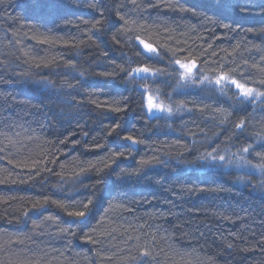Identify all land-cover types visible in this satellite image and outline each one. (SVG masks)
<instances>
[{
    "label": "trees",
    "instance_id": "1",
    "mask_svg": "<svg viewBox=\"0 0 264 264\" xmlns=\"http://www.w3.org/2000/svg\"><path fill=\"white\" fill-rule=\"evenodd\" d=\"M216 2L0 0V264H264V177L239 159L264 155V103L165 74L148 91L192 111L153 116L125 74L168 73L183 47L206 74L223 63L264 78V0L223 15ZM209 144L232 163L198 159ZM89 200L84 220L67 214Z\"/></svg>",
    "mask_w": 264,
    "mask_h": 264
},
{
    "label": "snow or ice",
    "instance_id": "2",
    "mask_svg": "<svg viewBox=\"0 0 264 264\" xmlns=\"http://www.w3.org/2000/svg\"><path fill=\"white\" fill-rule=\"evenodd\" d=\"M230 0H217L214 7L216 9V14L223 15L226 9L229 7ZM225 28H230L229 25H223ZM140 45H142V53L146 59H152L153 57L160 56V47L154 46L151 43H145L143 40H140L139 37L136 38ZM211 47V45H209ZM206 53L207 50H202ZM215 55V53H212ZM199 61V62H198ZM201 63H208L207 60H202L201 57L197 56L192 50H186L183 47H178L175 52H173L172 57H170V66L171 71L165 73L162 69H154L147 64H141L134 68H131L126 71V75L129 77V81L141 89L146 94L147 104L146 109L150 114L156 112L164 113L168 117L173 116L176 112L181 110L191 112L192 109L186 108L185 104L181 103L175 107L170 103L165 105L161 102H157L154 99L151 92L148 91L149 84L148 82L154 77L167 74L170 78L175 80L176 88H185L193 85H201L205 87H210L211 89L218 91L221 96H226L229 92L235 97V100L239 104H254L256 101H261L264 103V78L259 80H249L246 78V75L243 72H239L234 67H229L227 64L218 63L215 67L209 68L210 74H206L201 67ZM139 77V81L137 78ZM158 91V90H157ZM119 111V109H116ZM221 112L224 110L221 109ZM223 119H227L225 115ZM223 122V121H222ZM245 121H240L235 124L237 130H243L245 127ZM119 127V125H117ZM123 139L131 142L132 144H137L140 141L134 138L131 135L123 137ZM252 145L239 149L241 153H249ZM209 150H206L205 153L201 154L198 159L206 161L209 164H219L224 166L225 163H232V157L236 153L228 154L227 152H222L219 147L215 144H209ZM117 155H122L117 153ZM260 156L261 162L255 165H251L250 161L244 159V156L241 155L239 159L245 164H248L254 168H258L261 171H264V155L257 154ZM143 164L147 165L150 161H142ZM48 202V198H45V203ZM52 203H58L57 201H52ZM92 203V200H89L87 204L83 205V210L81 211H71L67 214L71 217L76 218H85L88 213V206ZM63 207V205H59ZM34 208H37V205H33ZM43 207V205H40ZM91 239V237H89ZM142 255L147 256L149 252L145 250L142 252Z\"/></svg>",
    "mask_w": 264,
    "mask_h": 264
},
{
    "label": "bare ground",
    "instance_id": "3",
    "mask_svg": "<svg viewBox=\"0 0 264 264\" xmlns=\"http://www.w3.org/2000/svg\"><path fill=\"white\" fill-rule=\"evenodd\" d=\"M134 46V45H133ZM138 57H137V50L135 49V51H134V54L132 55V58H131V60L132 61H135L136 59H137ZM246 69V68H245ZM65 71V73L67 74V75H69L70 73H69V71H67V70H64ZM246 72H249V70L247 69V70H245ZM58 72H59V74H63V70H57V69H54L50 74H46L45 76H47L48 78L46 79V82H48V85H51V86H49V87H53L52 86V84H50V83H53V80H51L52 78H54V77H56L57 76V74H58ZM251 74V73H250ZM252 75V74H251ZM77 76V75H76ZM137 80H139L138 78H137ZM138 87V86H137ZM139 88V87H138ZM208 95H210L212 98H214L215 97V95L214 94H212V93H210V92H208ZM216 98V97H215ZM136 146V144L133 146V147H135ZM261 162V160H259V159H255V160H253L252 161V163H254V164H258V163H260ZM251 169V168H250ZM253 172H255L254 170H252ZM260 172L259 173H261L262 172V175H263V177H264V171H261V170H259ZM261 175V174H260ZM259 175V176H260ZM41 212V210L40 211H38L37 213H40ZM87 216H88V213H87V215H86V217L85 218H87ZM85 218H81V220H84ZM26 221V220H25ZM78 221H79V219H78ZM143 260H144V255H142V253H141V258L140 259H138V262H140V263H143Z\"/></svg>",
    "mask_w": 264,
    "mask_h": 264
},
{
    "label": "rangeland",
    "instance_id": "4",
    "mask_svg": "<svg viewBox=\"0 0 264 264\" xmlns=\"http://www.w3.org/2000/svg\"><path fill=\"white\" fill-rule=\"evenodd\" d=\"M149 92H150V91H149ZM151 94L153 95L152 92H151ZM153 97H154L155 100H157V102H162L157 96L153 95ZM146 104H147V98H146V94H145V107H146ZM146 110H147V109H146ZM149 114H150V113H149ZM158 114H159V112H156V113H154V114H150V115L155 116V115H158ZM251 169L254 170V171H256V172H260V171H259L260 169H258V168H254V167L251 166Z\"/></svg>",
    "mask_w": 264,
    "mask_h": 264
},
{
    "label": "water",
    "instance_id": "5",
    "mask_svg": "<svg viewBox=\"0 0 264 264\" xmlns=\"http://www.w3.org/2000/svg\"><path fill=\"white\" fill-rule=\"evenodd\" d=\"M129 143H131V142H129ZM132 144V143H131ZM132 145H134V144H132Z\"/></svg>",
    "mask_w": 264,
    "mask_h": 264
}]
</instances>
